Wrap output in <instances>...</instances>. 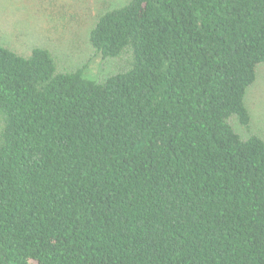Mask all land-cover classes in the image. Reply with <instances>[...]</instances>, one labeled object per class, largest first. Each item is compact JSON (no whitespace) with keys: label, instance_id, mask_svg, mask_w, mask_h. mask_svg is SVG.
Returning a JSON list of instances; mask_svg holds the SVG:
<instances>
[{"label":"trees","instance_id":"1","mask_svg":"<svg viewBox=\"0 0 264 264\" xmlns=\"http://www.w3.org/2000/svg\"><path fill=\"white\" fill-rule=\"evenodd\" d=\"M88 44L119 69L0 43V264H264V0H127Z\"/></svg>","mask_w":264,"mask_h":264},{"label":"rangeland","instance_id":"2","mask_svg":"<svg viewBox=\"0 0 264 264\" xmlns=\"http://www.w3.org/2000/svg\"><path fill=\"white\" fill-rule=\"evenodd\" d=\"M127 0H0V43L19 55L33 48L48 49L67 70L86 66L92 74L105 76L121 66L102 60L88 44V33L104 12ZM252 117L248 132L235 126L241 136L264 138V66L246 93Z\"/></svg>","mask_w":264,"mask_h":264}]
</instances>
